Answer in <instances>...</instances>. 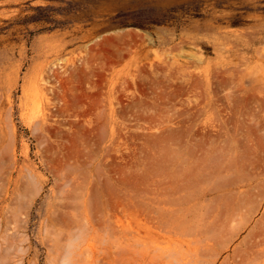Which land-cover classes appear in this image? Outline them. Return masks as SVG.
<instances>
[{
    "label": "rangeland",
    "instance_id": "374dc122",
    "mask_svg": "<svg viewBox=\"0 0 264 264\" xmlns=\"http://www.w3.org/2000/svg\"><path fill=\"white\" fill-rule=\"evenodd\" d=\"M263 193L264 0H0V264H264Z\"/></svg>",
    "mask_w": 264,
    "mask_h": 264
},
{
    "label": "bare ground",
    "instance_id": "6f19581e",
    "mask_svg": "<svg viewBox=\"0 0 264 264\" xmlns=\"http://www.w3.org/2000/svg\"><path fill=\"white\" fill-rule=\"evenodd\" d=\"M229 195H231V194H229ZM258 195H260V193H259ZM263 195H264V193H263ZM232 196H233V195H232ZM234 196H235V195H234ZM234 196H233V200H234ZM240 196H241V195H240ZM262 197H263V196H262ZM240 199L242 200L243 198H240ZM244 199H245V197H244ZM228 200H229V199H228ZM233 200H232V201H233ZM236 200H237V199H236ZM239 201H240V200H239ZM235 203H236V202L233 201V204L231 205V207H233V205H234V211H235V212L233 211V213H234V214H237V213H236V209H237L236 206H238V205L235 206ZM238 203H239V202H238ZM227 204H228V203H227ZM240 204H242V203L240 202ZM242 205H243V204H242ZM242 205H241V206H242ZM259 205H260V203H259ZM222 206H223V205H222ZM241 206L239 205V206H238V209H239ZM248 206H249V205H246V207H248ZM224 207H226V205H225ZM224 207H223V208H224ZM235 207H236V209H235ZM243 207H244V206H243ZM243 207H241V209H243ZM227 208H228V205H227ZM257 208H258V206H257ZM231 209H232V208H231ZM231 209L229 208V211H231ZM241 209H240V210H241ZM251 209H252V207H251ZM254 209H255V208H254ZM226 210H227V209H226ZM226 210H224V211H226ZM240 210H239V211H240ZM224 211H222V212L224 213ZM246 211H248V209H247ZM254 211H255V210H254ZM226 212H227V211H226ZM240 212H241V211H240ZM240 212H239V213H240ZM223 213H222V214H223ZM231 213H232V212H231ZM239 213H238V214H239ZM241 213H242V212H241ZM218 214H219V213H218ZM224 214H225V213H224ZM234 214H233V215H234ZM219 215H221V212H220ZM219 215H218V216H219ZM229 215H231V214L229 213ZM233 215H232V218H231L232 220H233V217L235 216V215H234V216H233ZM240 215H241V214H240ZM243 215H244V214H243ZM243 215H242V217H243ZM214 217L217 218L216 216H214ZM223 217H224V215L222 216V218H223ZM226 217H228V215H227ZM226 217H224V218H226ZM220 218H221V216H220ZM220 218H218V221L221 223L224 219H222V218L220 219ZM229 218H230V217H228V219H229ZM212 219H213V218H212ZM219 219H220V220H219ZM231 219H230V223L232 224ZM236 219H237V216H236ZM236 219H235L234 221H236ZM243 219L245 220L244 217L242 218V221H243ZM214 220H215V219H214ZM221 220H222V221H221ZM225 220H226V219H225ZM248 220H249V219H248ZM218 221L215 220V222H213V223H214V224H215L216 222L218 223ZM211 222H212V220H211ZM211 222H210V224H211ZM223 223H224V221L221 223V225H222ZM260 223H262V222H260ZM231 224H230V225H231ZM218 225L221 226L220 224H218ZM227 225H229V223L226 222V224H225L224 227L227 228ZM215 226H216V224H215ZM215 226L213 227V224H211V226L209 225V227H208V226H207V227H208L209 230L211 231V229H212V228H215ZM219 226H217V227H219ZM210 227H211V229H210ZM222 227H223V226H222ZM258 227H259V225H258ZM220 228H221V227H219V230L221 231L222 228H221V229H220ZM259 228H261V227H259ZM230 229H231V227H230ZM233 229L237 231V229L232 228V230H233ZM239 229H240V228H239ZM239 229H238V230H239ZM253 229H254V228H253ZM262 229H264L263 226H262ZM262 229H261V230L259 229L260 232H259V231L255 232V229H254V233H253V232H252V233L255 234V236H254L255 238H256V236L259 235L258 233H261V232H262V234L264 235V233H263L264 230L262 231ZM207 230H208V229H207ZM214 230H215V229H214ZM223 230H224V228L222 229V231H223ZM210 231H209L208 234H211ZM216 231L218 232V230H215V232H212V233H215V235L218 234ZM230 232H231V231H230ZM232 232H233V231H232ZM222 234H224V233H222ZM222 234H219V235H221V236H219V240L221 239ZM226 234L229 235V229H228V232H227V230H226V233L224 234V236H226ZM257 234H258V235H257ZM262 234L258 236L259 239H260V236H262ZM206 235H207V234H206ZM228 235H227V236H228ZM230 235H231V234H230ZM230 235H229V236H230ZM249 235H251V238H252V234H251L250 232H249ZM209 236L211 237V235H209ZM209 236H208V241H207V242L210 241V242H212V244L214 243V245H215V242H213V240H212L213 237H212V238H209ZM224 236H223V237H224ZM227 236H226V237H227ZM215 237H216V236H215ZM217 238H218V237H217ZM217 238H216V239H217ZM247 238L250 239L249 236L246 237V239H247ZM255 238H253V240H256ZM261 238H262V240H260V241H259V240H258V241H254V242L256 243V245H257V244L259 245L261 242L264 244V242H263L264 239H263V237H261ZM229 239H230V237H229ZM206 240H207V239H206ZM211 240H212V241H211ZM214 241H215V238H214ZM247 241H248V240H247ZM250 241H251V239H250ZM251 242H252V241H251ZM259 242H260V243H259ZM216 243H218V242H216ZM228 243H229V242H228ZM248 243H249V242H248ZM248 243H247V245H248ZM262 243H261V244H262ZM205 244H207L206 241H205ZM209 244H210V243H209ZM250 245H251V244H250ZM254 246H255V245H254ZM207 247H208V246H207ZM225 247H226V245H225ZM252 247H253V246H252ZM201 248L203 249V245L201 246ZM210 248H211V250H212V247H210ZM222 248H223V247H222ZM237 248H238V247L235 248V252L238 251ZM250 248H251V247H250ZM256 248H257V247H256ZM205 249H207V248H205ZM236 249H237V251H236ZM241 249H242V248H241ZM253 249H254V248H253ZM80 250H81V249H79V253H78V255H82V254H83V252L80 251ZM197 250H198V248H197ZM208 250H209V247H208ZM203 251H204V250H203ZM256 251H257V250H256ZM198 252H199L198 255H200V252L202 253V251H200V250H199ZM239 252H240V250H239ZM248 252H249V251H248ZM252 252H253V251H252ZM186 253H188V252H186ZM192 253H193V251H192ZM207 253H208V252H207ZM213 253H214V252H213ZM261 253H262V252H261ZM189 254H190V252H189ZM172 255H173V254H172ZM203 255H206V252H204ZM210 255H211V251H210ZM213 255H214V254H212V256H213ZM236 255H237V254H236ZM241 255H242V254H241ZM241 255H239V256H241ZM245 255H246V254H245ZM249 255H250V253H249ZM251 255H252V254H251ZM179 256H182V255L180 254ZM194 256H195V255H194ZM214 256H216V255H214ZM254 256H255V255H254ZM259 256H260V255H259ZM261 256H262V255H261ZM192 257H193V255H192ZM226 257H227V256H226ZM236 257H237V256H236ZM236 257H235V258H236ZM257 257H258V256H256V259H257ZM182 258H184V257H182ZM185 258H186V256H185ZM187 258H188V257H187ZM242 258H243V257H242ZM253 258H254V257H253ZM253 258H252V262H253ZM260 258H262V257H260ZM175 259L178 260L176 257H175ZM175 259H174V261H175ZM200 259H201V258H200ZM227 259H228V258H227ZM233 259H234V258H233ZM248 259H249V258H248ZM258 259H259V258H258ZM180 260L182 261L183 259H180ZM235 260H236V259H235ZM250 260H251V259H250ZM259 260H260V259H259ZM191 261L193 262L194 259H192ZM224 261H225V260H224ZM229 261H230V260H229ZM238 261H239V260H238ZM242 261H243V260H242ZM262 261H263V259L261 260V262H262ZM179 262H180V261H179ZM195 262H196V261H195ZM207 262H208V261H207ZM211 262H212V261H211ZM225 262H227V261H225ZM225 262H224V263H225ZM235 262H237V260H236ZM187 263H189V262L187 261ZM199 263H200V260H199ZM222 263H223V262H222ZM240 263L242 264L243 262H241V260H240L239 264H240ZM245 263H246V262H245ZM201 264H202V263H201ZM212 264H213V263H212ZM228 264H231V262H229ZM237 264H238V263H237ZM247 264H248V263H247ZM254 264H255V263H254ZM258 264H259V263H258ZM260 264H261V263H260Z\"/></svg>",
    "mask_w": 264,
    "mask_h": 264
}]
</instances>
